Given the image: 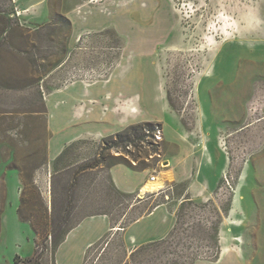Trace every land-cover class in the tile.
Listing matches in <instances>:
<instances>
[{
  "label": "rangeland",
  "instance_id": "1",
  "mask_svg": "<svg viewBox=\"0 0 264 264\" xmlns=\"http://www.w3.org/2000/svg\"><path fill=\"white\" fill-rule=\"evenodd\" d=\"M115 77L103 90L136 103L131 111L147 120L132 125H151L143 141L102 153V139L85 138L52 158L50 94ZM109 157H122L117 165L143 182L164 166L172 177L156 192H123ZM185 197L197 206L186 207L179 228L218 224L217 255L198 248L195 264H227L230 254L238 264H264V0H0V264L33 257L28 219L44 230L39 264H83L102 241L88 264H124L134 249L125 230L84 249L80 230L59 253L44 236L59 240L94 213L119 220L162 205L172 230ZM187 235L211 244L205 231Z\"/></svg>",
  "mask_w": 264,
  "mask_h": 264
},
{
  "label": "crops",
  "instance_id": "2",
  "mask_svg": "<svg viewBox=\"0 0 264 264\" xmlns=\"http://www.w3.org/2000/svg\"><path fill=\"white\" fill-rule=\"evenodd\" d=\"M117 78L88 85L77 82L66 87L65 90H57L50 94L47 124L52 135L48 143L49 154L52 158L58 157L72 142L85 138L97 141L121 132L136 122L147 120L141 111L140 113L131 111L137 108L136 103H130L129 98H123L122 92L113 94L103 90L104 86H108L113 80L118 81ZM123 81L125 82V76L119 80L121 84ZM100 83L102 84L101 89L94 91V87ZM64 93H66V100L63 98L55 102V97ZM66 103L69 106L64 107L65 114L57 115L61 110V105L66 106ZM140 118L143 119L140 120ZM109 174L115 186L123 192L139 191L145 183L142 181V175H135L120 165L111 167ZM172 222L173 215L165 206H158L149 215L141 217L124 229L126 243L129 247L135 248L160 240L169 233ZM97 224H101L102 228H97ZM110 230L108 217L103 215L86 217L68 232L66 239L58 248V253L67 247L70 238L76 232H82L85 237L82 247L84 249L90 245V242L101 238ZM225 252L226 249L222 250V253ZM238 261L240 259L236 255L230 254L222 263L238 264Z\"/></svg>",
  "mask_w": 264,
  "mask_h": 264
},
{
  "label": "trees",
  "instance_id": "3",
  "mask_svg": "<svg viewBox=\"0 0 264 264\" xmlns=\"http://www.w3.org/2000/svg\"><path fill=\"white\" fill-rule=\"evenodd\" d=\"M151 125L149 123L144 124H137V125H131L121 132H118L114 135L107 136L101 140V143L104 145L105 149L102 150V153L106 149H113L118 148L119 146H122L123 148H126L129 144L139 141L142 142L143 139L146 137V128L150 127ZM110 158V157H109ZM112 161V164L110 165V168L120 164V162L123 160L122 157H113L110 158ZM96 167V165H95ZM76 184L73 182L72 187H74ZM111 192L114 193L115 197H122L124 198L125 195L121 193L119 190L116 189L114 185L110 188ZM187 206H197L194 204L190 197H185L183 201L181 202L180 208L176 213V222L173 229L169 232V234L166 236V238L143 244L139 247H135L133 250L130 251L128 259L124 262V264H195V262L202 258V249L198 248H204L206 251L217 255L219 246H218V224L215 223H202L198 222L196 225L192 226L190 230H196V231H205L207 233V238L211 242V244L207 246H198L196 243H193L189 241L191 238H194L192 236L187 235V232L190 230H185L183 228H179V226L184 224V211ZM201 206V205H200ZM53 207V206H52ZM131 208H133V205H130ZM157 206H154L153 209H155ZM203 207V205H202ZM152 212H147L145 214H141L138 216H128L127 214L122 217L119 220H115L111 217V215L108 212L103 213H94L92 215H87L86 217L91 216H98L103 215L108 217L109 224L111 230L118 229V230H124L127 227H129L131 224L136 222L138 219H140L143 216H147ZM183 213V214H182ZM43 219L45 222H47V213L46 211L42 214ZM80 219L70 225L67 230L64 232V234L59 238V240L54 239V235L49 232L45 234L46 237H50V243L49 247L51 248L52 252H56L58 247L64 242L66 235L68 232H70L72 229H74L78 224L84 219ZM28 223L31 226L34 234H35V240H34V253L33 257L30 259H26L22 264H39L40 259L44 253V251L47 250L46 247H42V243H38V240L41 238V236L44 234V230H42V224L37 222L36 220L32 221L28 219ZM45 224H43L44 226ZM117 230V231H118ZM181 232V233H180ZM184 232L185 237L188 239H180L178 237L179 234H182ZM44 239V240H45ZM46 242V240L44 241ZM102 242H99L98 244H94L93 246L89 247L84 254L83 264H88L90 257L92 255L93 250L99 248L101 246ZM204 251V250H203ZM205 255V253H203ZM98 261V258H96ZM19 258H14V264H18ZM94 264V263H91ZM96 264V263H95Z\"/></svg>",
  "mask_w": 264,
  "mask_h": 264
},
{
  "label": "bare ground",
  "instance_id": "4",
  "mask_svg": "<svg viewBox=\"0 0 264 264\" xmlns=\"http://www.w3.org/2000/svg\"><path fill=\"white\" fill-rule=\"evenodd\" d=\"M168 167L169 166H164L163 171L159 174L157 178H153V179L150 178L147 182H145L139 190L140 194H144L147 192H156L161 190L164 181L172 177L171 171L167 170Z\"/></svg>",
  "mask_w": 264,
  "mask_h": 264
},
{
  "label": "built area",
  "instance_id": "5",
  "mask_svg": "<svg viewBox=\"0 0 264 264\" xmlns=\"http://www.w3.org/2000/svg\"><path fill=\"white\" fill-rule=\"evenodd\" d=\"M158 135H160V132L157 130L156 134H154V137L156 139H160V137ZM151 179H153V177H151Z\"/></svg>",
  "mask_w": 264,
  "mask_h": 264
}]
</instances>
